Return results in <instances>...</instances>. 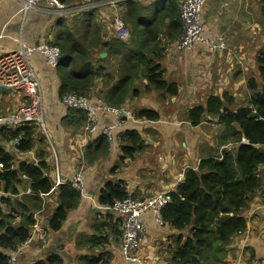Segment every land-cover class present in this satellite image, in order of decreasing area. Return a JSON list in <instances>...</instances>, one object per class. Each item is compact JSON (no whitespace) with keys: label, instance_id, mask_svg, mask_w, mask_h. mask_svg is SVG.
<instances>
[{"label":"crops","instance_id":"0c3cea01","mask_svg":"<svg viewBox=\"0 0 264 264\" xmlns=\"http://www.w3.org/2000/svg\"><path fill=\"white\" fill-rule=\"evenodd\" d=\"M78 1L80 0H75ZM22 2L23 0H0V55L18 47L15 40L17 37L32 44L52 40L61 18H65L70 27H74L80 24L79 21L85 15L70 14V9L50 10L45 2H41L27 14H22ZM261 6L260 0L208 1L203 11L205 31L211 37L225 35L229 50L223 53H211L201 45L190 51H179L176 48L179 37L170 44L163 42L165 49L158 60L165 69L167 80L179 84V94L163 101L159 92L149 90L147 79L136 81L138 92L132 94L122 107L130 109L133 114L143 108L153 109L161 117L156 122L144 119L127 121L125 127L137 129L145 140V149L133 157H128L123 152L120 140L122 134H119L120 139L115 138L108 153L90 160L88 152L93 155L94 148L89 145L103 134L91 133L86 128V123H67L70 109L61 101V75L58 69L50 66L42 54L33 56L32 63L41 79L50 142L59 158L60 176L68 181L86 158L87 195L81 197L79 204L70 210L60 231L47 230L48 222L45 221L46 218H41V211L42 223L39 222L38 230L47 232L49 243L44 249L40 248L39 234H33L32 241L24 247V255L21 256L22 252L13 254L17 257L18 264H33L35 260L45 258L48 252L61 254L65 264H83L82 255L101 251L105 253L107 264L171 263L180 232L170 227H159L152 213L145 215L142 220L146 233L136 251L141 262L125 259L119 242L121 224L116 223L121 216L105 210V205L100 202L101 190L107 182L117 181L130 194L135 195L134 198H146L158 192H176L180 184L177 176L185 174L190 168H196L201 157L217 147V137L222 129L218 118L213 122L192 126L187 121L186 113L189 108L204 103L211 95L223 97L225 93H229L239 104L243 102L240 100L249 96L248 81L259 77L258 59L264 48ZM124 9V6L104 5L94 10L103 40L109 41L117 36L115 28L109 27L108 18L113 15L114 20L116 15H120L119 10L122 13ZM69 17L74 20L73 23ZM64 25L62 23V28ZM93 50L94 61L102 70L95 79L90 97L93 100L101 99L105 103L103 94L119 81L122 73L117 60L108 56L104 47ZM102 53H106V56L102 57ZM11 92H0V112H10L24 102L22 95ZM115 118L112 112L103 113L100 115V127L114 122ZM39 134L46 141L47 147L41 146L42 139L35 138V149L26 156L29 159L32 155H37L40 149H45L48 159L46 171L55 172L54 163L49 160V141L42 133ZM7 140L0 135V150L3 148L15 159V155L7 147ZM84 151L85 155L80 157V152ZM15 160L18 162L21 159ZM2 171L0 169V173ZM259 175L263 184L252 195L248 207L243 211L248 221L247 229L232 237L226 246V258L220 264H247L255 258L264 257V165L260 167ZM23 179L25 180L24 177ZM53 185L50 193L41 195L46 212L59 205L61 190ZM51 203L53 204L50 205ZM108 214H112L113 218H107ZM97 230L103 233L101 244H94L92 247L85 244L86 239L98 234Z\"/></svg>","mask_w":264,"mask_h":264},{"label":"trees","instance_id":"16d2710c","mask_svg":"<svg viewBox=\"0 0 264 264\" xmlns=\"http://www.w3.org/2000/svg\"><path fill=\"white\" fill-rule=\"evenodd\" d=\"M60 1L69 3L72 0ZM260 2L264 19V0ZM178 4L179 0L129 1L122 12L131 28V38L127 41L118 35L109 41L103 40L94 11L85 13L80 24L74 27L61 19L51 40L62 51L57 67L61 75L60 95L72 92L90 97L95 79L102 70L94 61L93 49L104 47L108 56L117 60L122 73L119 81L103 94L107 105L122 107L132 94L138 92L135 83L141 78L148 80L149 90L160 93L161 100L177 97L179 84L167 80L158 58L165 49L163 42L170 44L183 32ZM62 23L65 24L63 28ZM258 60L259 77L249 79L250 94L246 101L239 104L229 93L223 97L211 95L204 103L187 110V121L192 126L218 118L222 129L217 137V147L203 155L196 168L185 172L184 180L176 192H171V200L163 210L165 227L180 232L170 264H220L226 258V246L232 237L247 229L248 221L243 211L263 184L259 169L264 165V48ZM134 117L156 122L161 115L156 110L143 108L134 111ZM86 121V112L70 109L68 124H85ZM22 131L21 148L34 150L35 138H32L30 127L1 134L7 140L16 138ZM121 144L128 157L145 149L144 137L137 129L126 128L121 135ZM110 145L104 136L92 142L89 146L94 148V154L88 152L90 160L108 153ZM45 151L40 149L37 153V163L19 160L11 169L14 157L3 148L0 150V163L4 164L0 190L10 193L0 196V264H13V254L31 238L37 224L35 213H40L43 207L41 195L50 193L54 187L46 175L48 159ZM28 188L32 195H20ZM60 190L59 205L45 217L47 230L52 232L61 230L70 210L81 200V193L70 183L61 185ZM127 197L136 196L117 181H109L101 190L100 202L111 206L116 200ZM107 218L112 219L113 215L108 214ZM117 220L116 223L121 224V242L123 218ZM97 232L90 239H84L85 244L99 246L103 233ZM104 255L102 251L89 252L81 256V261L83 264H107ZM33 264L65 263L61 254L48 252L45 258L35 260Z\"/></svg>","mask_w":264,"mask_h":264},{"label":"built area","instance_id":"2783aa9c","mask_svg":"<svg viewBox=\"0 0 264 264\" xmlns=\"http://www.w3.org/2000/svg\"><path fill=\"white\" fill-rule=\"evenodd\" d=\"M131 0H80L68 6L60 0H23L20 13L27 14L29 11L37 8L41 2H45L50 10L70 9V14H85L98 9L101 6L127 4ZM209 0H180L179 16L183 24V32L176 43L179 51H190L197 45L205 47L211 53H223L229 50V44L225 35L211 37L206 34L203 11ZM114 28L117 35L123 40L130 39V28L125 20L116 15L114 18ZM18 47L7 53L0 55V87L23 96L24 102L10 112H0V135L2 132H13L17 129L32 128L42 133L49 141V160L54 163L55 172L47 173L48 177L54 182L55 188L63 184L70 183L82 196L85 195V159L84 158L77 171L68 179L64 180L60 176V165L57 151L52 146L48 134V125L46 122V110L44 95L41 86V79L35 69L32 58L36 54H42L47 63L57 68L60 62L62 51L58 45H53L51 40H43L32 44L22 37L15 38ZM240 63V62H239ZM62 102L69 109H82L87 113L86 128L96 135L103 134L113 143L119 130L125 127L127 121H137L134 114L126 107L115 108L105 104L101 99L93 100L89 97L80 96L76 93H67L62 97ZM114 113L115 121L100 127V115L103 113ZM126 130V127H125ZM24 131L19 136L7 140V147L16 158L27 160L28 162H38L37 155L27 158L26 155L32 154L31 151H23ZM85 155L80 152V157ZM15 158V159H16ZM11 161V169L15 168L16 160ZM0 169L4 170V164L0 163ZM185 178L184 173L177 176V181L181 183ZM171 192H158L146 198L127 197L116 200L110 209L114 213L123 217L121 252L125 259L130 262H141L136 256V251L140 246L141 239L146 233V228L142 222L145 215L152 213L155 223L159 227H165L163 210L170 202ZM1 195H10L0 190ZM20 195H32L30 189L20 192ZM37 224L33 228L32 235L39 233L38 224L41 222L40 213H35ZM33 237L26 241L19 248L22 252ZM16 256H13L11 263L15 264ZM247 264H264V257L255 258Z\"/></svg>","mask_w":264,"mask_h":264},{"label":"rangeland","instance_id":"374dc122","mask_svg":"<svg viewBox=\"0 0 264 264\" xmlns=\"http://www.w3.org/2000/svg\"><path fill=\"white\" fill-rule=\"evenodd\" d=\"M73 3H75V0H72V1H70L69 3H65L66 5H68V6H70V5H72ZM179 3H180V0H179ZM179 5V4H178ZM120 6H124L123 4H120L119 5V7ZM125 7H126V4H125ZM119 13H120V15L122 16V13L120 12V10H119ZM97 14V13H96ZM78 16H80V14H78ZM77 17V16H76ZM123 17V16H122ZM203 20L205 21L206 19H205V17L203 16ZM61 19H63L66 23H67V20L65 19V18H61ZM69 19H71V21H72V23L74 22V20L71 18V17H69ZM108 25H109V27L112 29H114V26H113V23H114V20H113V15H110L109 16V18H108ZM101 21H103L102 19H101ZM68 24V23H67ZM69 25V24H68ZM115 30V29H114ZM130 30H131V28H130ZM113 31V30H112ZM117 35V34H116ZM7 92H10V91H7ZM12 93V92H11ZM240 101H246V98L245 99H242V100H240ZM160 103V102H159ZM240 103H242V102H240ZM17 107V106H16ZM15 108V107H14ZM14 110V109H13ZM13 110H11V111H13ZM32 129V128H31ZM33 130V132H32V138H36L37 140L38 139H42L41 140V146L42 147H47V144H46V141L42 138V136L39 134V132L38 131H36L35 129H32ZM125 132V127H122L120 130H119V132H118V134H117V137L119 136V134H122V133H124ZM119 138V137H118ZM120 139V138H119ZM121 140V139H120ZM184 146V145H183ZM23 151H31V150H24V149H22ZM186 150V149H185ZM33 151V150H32ZM36 152V151H35ZM23 191V190H22ZM86 195H87V192H86V189H85V195L84 196H81V197H86ZM54 200V202H56V199H53ZM53 203H51L50 205H52ZM54 206V205H53ZM52 206V207H53ZM50 208V207H49ZM54 208V207H53ZM46 210H47V208H45L44 206L42 207V214H41V218H45L46 217V215H48L49 214V212H46ZM49 211V210H48ZM42 221V220H41ZM42 222H40V224H41ZM45 232V233H44ZM37 234H39V239H40V241H39V247L40 248H42V249H44L45 248V245L46 244H48L49 243V236H48V234H47V232L44 230L43 232L42 231H39V233H37ZM26 247V246H25ZM25 249L26 248H23V250H22V254H21V256H23L24 254V252H25ZM20 251V250H19ZM18 251V253H20ZM17 253V254H18ZM17 258V257H16ZM15 264H18L17 263V261L15 262Z\"/></svg>","mask_w":264,"mask_h":264},{"label":"bare ground","instance_id":"6f19581e","mask_svg":"<svg viewBox=\"0 0 264 264\" xmlns=\"http://www.w3.org/2000/svg\"><path fill=\"white\" fill-rule=\"evenodd\" d=\"M119 16H121V15H119ZM122 17V16H121ZM123 18V17H122ZM124 19V18H123ZM126 22V21H125ZM126 24H127V22H126ZM128 25V24H127ZM129 26V25H128ZM130 38H131V32H130ZM180 38V37H179ZM60 51H61V49H60ZM46 59V58H45ZM70 93V92H69ZM72 93V92H71ZM67 94V93H66ZM65 95V94H64ZM63 95V96H64ZM77 95H79V94H77ZM63 96H61V99H62V97ZM80 96H85V95H80ZM85 97H88V96H85ZM89 98H91V97H89ZM92 99V98H91ZM62 101V100H61ZM63 103V102H62ZM64 104V103H63ZM106 104V103H105ZM65 105V104H64ZM75 110H82V109H75ZM82 111H84L85 112V110H82ZM86 115H87V113H86ZM88 116V115H87ZM104 137H106L105 135H103ZM107 138V137H106ZM10 139H12V138H10ZM9 139V140H10ZM108 139V138H107ZM115 140V139H114ZM109 141V140H108ZM48 173V171H46V174ZM53 182V181H52ZM53 184H54V182H53ZM31 190V189H30ZM33 194V193H32ZM105 210H110V209H105ZM111 211V210H110ZM113 212V211H112ZM118 215V214H117ZM120 216V215H119ZM123 218V217H122Z\"/></svg>","mask_w":264,"mask_h":264},{"label":"water","instance_id":"95a60500","mask_svg":"<svg viewBox=\"0 0 264 264\" xmlns=\"http://www.w3.org/2000/svg\"><path fill=\"white\" fill-rule=\"evenodd\" d=\"M104 56H106V53H102V57H104ZM3 90H7V89H5L3 87H0V92L3 91ZM45 221L47 222V220H45Z\"/></svg>","mask_w":264,"mask_h":264}]
</instances>
